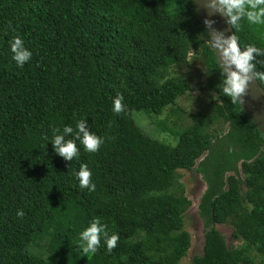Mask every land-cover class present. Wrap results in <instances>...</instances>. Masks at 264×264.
<instances>
[{"label": "trees", "instance_id": "16d2710c", "mask_svg": "<svg viewBox=\"0 0 264 264\" xmlns=\"http://www.w3.org/2000/svg\"><path fill=\"white\" fill-rule=\"evenodd\" d=\"M231 26L241 47H264V23L244 16ZM15 36L32 51L23 67L12 60ZM190 55L206 68L214 114L179 130L160 122L172 146L145 134L132 112L158 118L187 94L184 75L164 73ZM251 63L264 73V51ZM225 79L192 0H0V264H40L42 255L48 264H179L191 202L177 172L199 160L207 189L193 264H253L251 251L264 262V136L223 92ZM80 119L104 142L96 152L77 142L67 161L49 139ZM220 121L222 136L211 130ZM82 164L94 191L79 186ZM95 217L119 234L111 252L103 239L96 253L82 251L80 233ZM218 225H231L241 246L228 247Z\"/></svg>", "mask_w": 264, "mask_h": 264}, {"label": "clouds", "instance_id": "9594fccd", "mask_svg": "<svg viewBox=\"0 0 264 264\" xmlns=\"http://www.w3.org/2000/svg\"><path fill=\"white\" fill-rule=\"evenodd\" d=\"M209 6L217 12H221L228 16V22L231 25H237L242 17L252 23H264V0H209ZM209 26L212 21L206 20ZM212 47L216 50L217 57L223 62L228 71V75L223 82V92L233 100H238L242 94L246 92L249 82L253 79L264 80V73L256 72L255 65L251 63L254 59V53L264 51V47H258L249 43L245 47L238 44V38L232 34L225 36L222 32L212 31L211 35ZM10 43L12 52V60L16 65L23 67L25 62L32 57V51L28 49L21 37L15 36ZM243 48V50H241ZM251 72V75L249 73ZM122 94H117L113 100V111L120 113L124 104ZM88 122L80 119L76 122L75 127L72 125H64L63 130L56 129L51 141L54 152L63 157L67 161H72L74 157H78L79 148L77 142L83 145L84 150L88 152H96L104 142L103 138L91 131L87 127ZM68 134H72L71 138ZM79 181L80 188H87L89 191L95 190V183L91 180L92 171L87 164H82L75 173ZM18 216H23V210H17ZM106 244L107 251L111 252L116 247L119 239L118 233L109 234L107 225L101 222L99 217H95L80 233L81 248L85 254L96 253L99 246Z\"/></svg>", "mask_w": 264, "mask_h": 264}, {"label": "rangeland", "instance_id": "374dc122", "mask_svg": "<svg viewBox=\"0 0 264 264\" xmlns=\"http://www.w3.org/2000/svg\"><path fill=\"white\" fill-rule=\"evenodd\" d=\"M206 72V68H204L202 62L193 55H190L187 64L169 68L164 73L165 79L172 76L184 75L190 86V91L178 99L175 105L167 108L158 118L146 115L141 111H133L132 115L137 125L150 137L157 138L165 144L176 145L177 139L172 137L169 132L162 131L158 125L160 122H165L169 129L179 130L191 124V117L193 115L203 114L205 116H212L214 114L216 96L211 91L202 90V87L205 86L209 79ZM227 129L228 126L222 121L214 123L211 126L213 134L220 136L224 135ZM199 162L200 160L197 161V164ZM197 164L190 171L182 170L177 172L179 177L178 182L183 185L185 196L191 202L190 207L184 214V227L190 235V248L179 264H193V259L202 254L204 228L203 222L198 215V205L207 186L202 176L196 170ZM217 229L228 247L241 246V242H235L232 239L233 227L231 225H218ZM40 251L42 250L37 248L34 253L39 255ZM42 256V259L47 261L46 255ZM249 256L253 264H264L254 251H251ZM42 259L40 260V264H48L44 263Z\"/></svg>", "mask_w": 264, "mask_h": 264}, {"label": "water", "instance_id": "95a60500", "mask_svg": "<svg viewBox=\"0 0 264 264\" xmlns=\"http://www.w3.org/2000/svg\"><path fill=\"white\" fill-rule=\"evenodd\" d=\"M196 16L198 17L204 31L206 32L210 45H212L211 38L209 37L212 31L222 32L225 36L234 34L231 24L228 22V16L214 11L209 6V0H192ZM206 20L212 21L209 26ZM235 35V34H234ZM239 44V43H238ZM215 55L216 62L224 75L227 77L228 71L223 65V62L217 57L216 50L211 46ZM251 75V72L249 73ZM241 107L242 111L253 123V125L264 136V90L259 84L257 79L249 82L246 92L242 94L240 102L236 100Z\"/></svg>", "mask_w": 264, "mask_h": 264}]
</instances>
